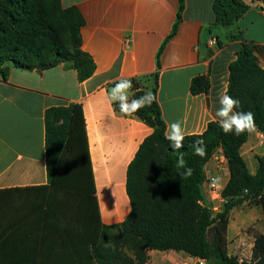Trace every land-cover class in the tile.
<instances>
[{
    "label": "crops",
    "instance_id": "crops-1",
    "mask_svg": "<svg viewBox=\"0 0 264 264\" xmlns=\"http://www.w3.org/2000/svg\"><path fill=\"white\" fill-rule=\"evenodd\" d=\"M243 2L247 10L236 24L215 27L214 0H185L177 33L169 39L180 0H62L63 8L76 7L84 18L82 50L96 70L80 82L65 63L42 70L9 66L5 73L0 67V264H96L92 247L100 242L103 227L123 223L131 212L128 167L153 132L137 116L116 110L111 88L118 79L158 74V101L167 126L181 121L187 136L219 123V97L227 94L229 66L243 40L253 45L264 69V0ZM212 38L216 44L211 46ZM199 76L208 78L209 90L193 95L191 83ZM68 106H73L70 136L49 180L45 114ZM241 154L256 174L258 157L264 156V137L256 127ZM213 173L210 161L203 189L211 205L208 177ZM221 177L226 185L230 172ZM250 203L254 206L237 210ZM239 207L231 216L254 213L264 225L259 199ZM230 230L229 223L228 235ZM252 253L248 260L237 258L252 261L254 245ZM149 256L148 264L193 258L176 251H149Z\"/></svg>",
    "mask_w": 264,
    "mask_h": 264
},
{
    "label": "trees",
    "instance_id": "trees-1",
    "mask_svg": "<svg viewBox=\"0 0 264 264\" xmlns=\"http://www.w3.org/2000/svg\"><path fill=\"white\" fill-rule=\"evenodd\" d=\"M185 8L180 0L172 38ZM247 10L243 0H214L215 27L236 24ZM85 21L76 7L63 8L62 0H0V67L22 70L47 69L60 63L77 71L83 82L93 76L96 65L82 50L81 28ZM236 39L238 37H235ZM132 98L151 91L156 100L133 114L153 129L141 144L127 171V194L131 212L121 224L104 226L101 240L92 247L96 264H148L149 251H176L203 258L207 264H264V234L255 236L254 256L240 263L229 251L231 211L245 201L260 200L264 210V156L251 174L241 154L249 133L224 134L218 122H210L202 134L185 136L184 148L173 150L165 139L167 129L158 101L159 75L133 78ZM152 81L150 86L143 82ZM205 76L193 79L191 93H207ZM227 94L241 102L239 110L251 111L255 127L264 137V69L253 45L242 41L229 66ZM118 112L119 106L114 103ZM73 106L52 107L45 114L46 169L52 180L70 136ZM204 139L207 155L193 154L190 147ZM218 147L228 159L230 179L222 196L226 203L214 213L204 194L206 166ZM184 164L179 165L180 153ZM188 168L190 176L185 175Z\"/></svg>",
    "mask_w": 264,
    "mask_h": 264
},
{
    "label": "clouds",
    "instance_id": "clouds-1",
    "mask_svg": "<svg viewBox=\"0 0 264 264\" xmlns=\"http://www.w3.org/2000/svg\"><path fill=\"white\" fill-rule=\"evenodd\" d=\"M174 61H179V56L172 55ZM133 88L131 79H118L110 90V100L119 106V110L125 116H131L145 107H150L156 100L153 92L149 91L138 98H129V90ZM241 102L238 98H233L228 94L219 97V107L215 111V117L218 118L219 127L224 134H234L236 136L244 133L255 131V117L251 111L237 110L240 109ZM165 139L169 141V147L173 150L184 148V128L181 121L169 123L165 132ZM190 147L193 154L204 158L207 155V146L204 139L194 140ZM183 153H180L179 165L183 166ZM192 169L188 168L185 175L190 176ZM212 186H220L221 178L212 177L210 179Z\"/></svg>",
    "mask_w": 264,
    "mask_h": 264
},
{
    "label": "rangeland",
    "instance_id": "rangeland-1",
    "mask_svg": "<svg viewBox=\"0 0 264 264\" xmlns=\"http://www.w3.org/2000/svg\"><path fill=\"white\" fill-rule=\"evenodd\" d=\"M246 206L253 207L254 204H245L237 208V210H241V208ZM230 224L231 230L228 235L230 254L245 260L250 259L252 257L251 253L255 243V236L261 233V229L264 226L263 221L254 213L250 214L249 217H245L238 215L236 212L233 216L230 215Z\"/></svg>",
    "mask_w": 264,
    "mask_h": 264
},
{
    "label": "built area",
    "instance_id": "built-area-1",
    "mask_svg": "<svg viewBox=\"0 0 264 264\" xmlns=\"http://www.w3.org/2000/svg\"><path fill=\"white\" fill-rule=\"evenodd\" d=\"M209 44L212 46L216 44L215 39H210ZM212 163L215 166V173L211 174L208 177V182L211 190V198L214 205L211 206L212 211L216 214L222 211L224 204L226 203V199L222 196L223 189L225 187L221 175L224 172H229L228 159L225 156L222 147H218L212 155L211 158ZM212 177H220L221 185L220 186H212L210 183V179ZM175 264H207V261L203 258L193 257L191 260L185 261H177Z\"/></svg>",
    "mask_w": 264,
    "mask_h": 264
}]
</instances>
